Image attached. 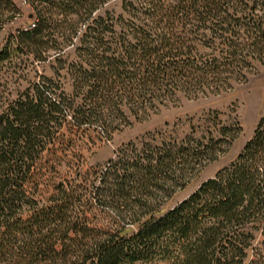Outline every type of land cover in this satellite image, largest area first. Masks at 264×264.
<instances>
[{
	"label": "trees",
	"instance_id": "1",
	"mask_svg": "<svg viewBox=\"0 0 264 264\" xmlns=\"http://www.w3.org/2000/svg\"><path fill=\"white\" fill-rule=\"evenodd\" d=\"M108 1L27 0L36 25L0 42L1 72L17 53L61 60L85 25L73 96L46 75L15 98L0 91V264H264V117L231 164L168 209L239 122L151 133L102 168L77 159L80 138L112 137L129 113L248 82L264 65V0H123L127 15H98ZM21 15L0 0V38Z\"/></svg>",
	"mask_w": 264,
	"mask_h": 264
},
{
	"label": "rangeland",
	"instance_id": "2",
	"mask_svg": "<svg viewBox=\"0 0 264 264\" xmlns=\"http://www.w3.org/2000/svg\"><path fill=\"white\" fill-rule=\"evenodd\" d=\"M16 2L22 10V15L2 32L0 38L2 45H5L12 34H17L18 30L32 27L35 20V11L27 0H16ZM122 4L123 0H110L97 11V14L106 15L110 12L115 17L120 14L127 15ZM31 15H34L33 18ZM84 33L85 25L81 23L79 35L74 40L75 44L63 45V52L59 57L61 60L56 58L54 52L46 61H34L32 57L23 53L15 54L12 66L0 72V91L4 93L3 96L15 98L19 92L40 80L42 75L60 80L66 92L73 96L74 74L69 68L83 59L77 47L82 45L80 37ZM77 102L80 100L78 99ZM214 112H219V120L216 123L211 118L215 115ZM129 117L131 124L121 127L110 138L101 137L93 131L80 138L81 146L78 147L80 155L77 159H80L83 171L104 167L115 156L118 148L131 141L140 142L151 133L167 131L168 134L181 139L193 131L197 136L206 134L208 127L213 123L221 126L223 123L239 122L242 126L241 135L231 149L204 168L186 188L179 190L166 205V209L171 208L194 192L203 181L215 176L219 170L231 164L253 136L260 119L264 117V65L256 61L254 73L249 76L248 82L239 83L232 90L200 97L181 93L176 101L161 106L156 112L141 116L129 113ZM263 241L264 236L259 233V245H262Z\"/></svg>",
	"mask_w": 264,
	"mask_h": 264
},
{
	"label": "built area",
	"instance_id": "3",
	"mask_svg": "<svg viewBox=\"0 0 264 264\" xmlns=\"http://www.w3.org/2000/svg\"><path fill=\"white\" fill-rule=\"evenodd\" d=\"M36 25V23H35V20H34V22H33V24H32V27H34ZM32 27H30V28H32Z\"/></svg>",
	"mask_w": 264,
	"mask_h": 264
},
{
	"label": "water",
	"instance_id": "4",
	"mask_svg": "<svg viewBox=\"0 0 264 264\" xmlns=\"http://www.w3.org/2000/svg\"><path fill=\"white\" fill-rule=\"evenodd\" d=\"M34 15H31V18H33Z\"/></svg>",
	"mask_w": 264,
	"mask_h": 264
}]
</instances>
